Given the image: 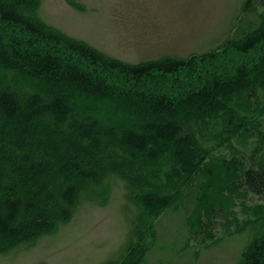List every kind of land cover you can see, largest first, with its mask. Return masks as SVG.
I'll use <instances>...</instances> for the list:
<instances>
[{
	"label": "trees",
	"instance_id": "trees-1",
	"mask_svg": "<svg viewBox=\"0 0 264 264\" xmlns=\"http://www.w3.org/2000/svg\"><path fill=\"white\" fill-rule=\"evenodd\" d=\"M38 2L0 0V251L68 221L80 193L111 174L129 187L135 223L156 220L198 170L199 139L234 132L238 100L264 91V15L212 53L127 64L44 29L34 18ZM227 52L241 63L214 76ZM196 64L201 78L185 85L173 77ZM96 104L124 119L97 116ZM258 153L235 166L240 185L264 200ZM263 257L264 236L252 240L239 264Z\"/></svg>",
	"mask_w": 264,
	"mask_h": 264
},
{
	"label": "rangeland",
	"instance_id": "rangeland-1",
	"mask_svg": "<svg viewBox=\"0 0 264 264\" xmlns=\"http://www.w3.org/2000/svg\"><path fill=\"white\" fill-rule=\"evenodd\" d=\"M38 1L34 18L44 29L127 64L212 53L256 27L264 15V0ZM241 61L227 52L214 63L213 75L223 77ZM195 67L173 77L186 85L202 77V65ZM238 103L239 120L231 127H240L199 139L204 158L198 170L156 220L135 223L139 211L129 187L111 174L80 193L68 221L2 247L0 264H239L252 240L264 236V200L240 185L235 166L257 151L256 158H264V140L257 135L264 133V91L248 93ZM94 106L100 109L97 116L124 119L109 104Z\"/></svg>",
	"mask_w": 264,
	"mask_h": 264
}]
</instances>
